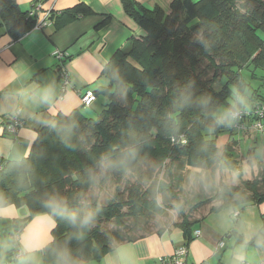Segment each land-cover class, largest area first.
Here are the masks:
<instances>
[{
  "label": "trees",
  "instance_id": "obj_1",
  "mask_svg": "<svg viewBox=\"0 0 264 264\" xmlns=\"http://www.w3.org/2000/svg\"><path fill=\"white\" fill-rule=\"evenodd\" d=\"M120 1L143 34L130 38L103 68L107 86L95 94L106 101L97 117L57 115L38 131L26 158L0 163V207H25V222L45 214L55 224L42 251L44 264H90L118 244L151 234L124 236L122 230H140L165 216L166 198L180 217L172 226L187 241L212 201L218 204L206 212L264 203V166L252 181L243 180L230 152L235 142L224 152L216 145L218 109L232 107L229 100L249 90L244 71H264V0H174L167 13ZM34 8L23 12L16 0H0L1 24L12 41L34 28ZM86 13L80 5L64 12L69 22ZM248 99L240 112L255 121L254 111H264V90H253ZM177 163L238 173L240 182L219 183L208 200L185 213L172 189ZM159 172L164 178H157ZM109 182L115 193L102 204L91 193ZM50 194L65 198L72 211H93L94 219L86 226L71 223L47 206ZM108 223L116 229L107 230Z\"/></svg>",
  "mask_w": 264,
  "mask_h": 264
},
{
  "label": "crops",
  "instance_id": "obj_2",
  "mask_svg": "<svg viewBox=\"0 0 264 264\" xmlns=\"http://www.w3.org/2000/svg\"><path fill=\"white\" fill-rule=\"evenodd\" d=\"M133 1L146 10L158 7L167 13L174 0ZM16 3L23 12L38 6V18L50 16L42 29L33 28L15 42L0 20V163L26 158L38 131L49 126L57 115L68 116L77 111L93 118L100 112L106 100L95 92L107 86L103 68L130 38L143 34L127 16L120 0H16ZM79 5L88 13L69 22L64 12ZM55 53H62L63 58ZM60 70L69 77L65 90L59 82ZM87 92L95 97L89 108L81 104ZM16 114L22 127L9 135L4 127ZM216 214L205 212L193 227L189 241L171 225L136 241L118 244L90 264H158L180 247L187 248L186 260L191 264H234L238 254L244 256V264H264V231L262 237L256 235L248 241L246 232ZM260 215H264L263 209ZM27 218L25 207H0V264H21L22 257L24 264H44L42 251L52 240L55 224L45 214L25 222ZM21 225L24 226L15 241L13 233ZM15 251L23 256L13 259Z\"/></svg>",
  "mask_w": 264,
  "mask_h": 264
},
{
  "label": "rangeland",
  "instance_id": "obj_3",
  "mask_svg": "<svg viewBox=\"0 0 264 264\" xmlns=\"http://www.w3.org/2000/svg\"><path fill=\"white\" fill-rule=\"evenodd\" d=\"M243 78L249 82V90L245 93L246 106L249 105L248 96L253 93V90L262 93L264 90V71L261 69L254 70L249 68L247 71L243 72ZM235 97L229 100V104H233ZM226 105L221 106L217 111V118L222 115V113L227 110ZM93 118L97 117L98 113ZM235 121L219 123L221 126V131L217 135L216 145L218 148L223 150L226 149V145L229 142H235L231 146L232 158L238 162L240 170L242 172L243 180L252 181L259 170V165L264 166V134L257 133L254 131H238L237 128H233ZM232 133V135H231ZM221 152V153H222ZM262 166V167H263ZM172 175L174 177L172 183V189L177 194V198L181 204H183V211L186 213L190 205L196 202H205L208 200L214 191L218 188L219 183L223 182L226 185H237L240 180L236 176V173L230 171H220L219 169L211 173L210 170H196L194 168H185L180 164H176L173 168ZM158 179L164 178L163 172H159L157 176ZM167 182L168 180L165 179ZM115 186L109 182L104 185L101 189H95L91 195L94 198L104 204L110 199H112L115 193ZM158 202H161V196H158ZM218 203L212 201L203 207L202 212H206L209 206H216ZM164 208L167 210V214L161 217H154L148 223H146L142 228L133 229L132 231L122 230L124 236L137 237L140 235H145L148 233H153L159 229L170 227L174 222H177L180 217L175 210V202L171 198H166ZM227 207L222 209L220 212H216L218 216H223L231 220L233 227H238V230L246 232V238L248 241L252 240L253 236L260 235L262 227V217L260 215L262 209L264 212V203L259 205H252L245 207ZM235 209V210H234ZM201 210V209H200ZM238 210V211H237ZM241 211V217L238 219V213ZM236 212V213H235ZM217 217V216H216ZM130 225V223H127ZM105 228L107 230H115L113 224H106ZM255 240V239H254Z\"/></svg>",
  "mask_w": 264,
  "mask_h": 264
},
{
  "label": "built area",
  "instance_id": "obj_4",
  "mask_svg": "<svg viewBox=\"0 0 264 264\" xmlns=\"http://www.w3.org/2000/svg\"><path fill=\"white\" fill-rule=\"evenodd\" d=\"M39 10L38 6H35V8L29 13L30 17H33L34 14H36ZM38 14V13H37ZM50 15H43L42 18H37L36 23L34 25V29H42L47 21H48V17ZM60 59L63 58V54L62 53H55ZM58 78H59V82L61 85V89L65 90V88L69 85V77L68 75L63 71L60 70L59 74H58ZM95 97L94 94L91 92H87L85 93L82 98H81V104L83 107L85 108H89L91 106V103L94 101ZM253 115L257 118L255 121H250L247 120V116L248 114H246L245 112H240V115L237 119H235V124L233 128H237L238 131H254L257 133H263L264 134V111L257 109L256 111H254ZM245 116V117H243ZM246 122H248V126H246ZM22 127V123L21 121L18 119L17 114L14 115L11 118L10 123H8L5 127H4V132L9 134V135H14L16 133V131ZM238 213H236L235 216H237ZM19 232L20 230L16 229L13 233V239L16 241L18 240L19 237ZM195 235H199L198 232H195ZM187 254H188V250L186 247H180L178 249H176L174 251V253L167 257V258H162L158 264H191L189 262H187L186 258H187ZM23 254L20 251H15L14 255H13V259H19L20 257H22Z\"/></svg>",
  "mask_w": 264,
  "mask_h": 264
},
{
  "label": "clouds",
  "instance_id": "obj_5",
  "mask_svg": "<svg viewBox=\"0 0 264 264\" xmlns=\"http://www.w3.org/2000/svg\"><path fill=\"white\" fill-rule=\"evenodd\" d=\"M47 99V96L44 97ZM246 98L237 92L232 107L225 110L221 116L218 117V123L231 122L237 119L240 115V108L246 106ZM238 175V173L236 174ZM47 206L52 209L54 213L64 215L71 223H80L81 225H88L93 219L95 213L91 210L84 212L72 211L69 209L67 200L58 194H50L46 200ZM25 258H21V264H24ZM234 264H244V256L238 254L235 257Z\"/></svg>",
  "mask_w": 264,
  "mask_h": 264
}]
</instances>
